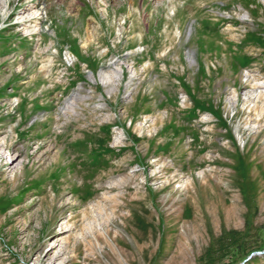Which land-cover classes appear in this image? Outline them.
Segmentation results:
<instances>
[{
  "label": "rangeland",
  "instance_id": "rangeland-1",
  "mask_svg": "<svg viewBox=\"0 0 264 264\" xmlns=\"http://www.w3.org/2000/svg\"><path fill=\"white\" fill-rule=\"evenodd\" d=\"M6 10L0 264H264V0Z\"/></svg>",
  "mask_w": 264,
  "mask_h": 264
},
{
  "label": "bare ground",
  "instance_id": "bare-ground-1",
  "mask_svg": "<svg viewBox=\"0 0 264 264\" xmlns=\"http://www.w3.org/2000/svg\"><path fill=\"white\" fill-rule=\"evenodd\" d=\"M9 1H11V0H0V7H1L2 11H4V13L7 11L6 7H7V4H8ZM20 19L24 20V19H26V17L23 16ZM25 27L26 28H23L24 31H25L24 33L26 35H28L29 37H33L34 34H35V29L33 28V26L32 25H28V26H25ZM114 76H115L114 77L115 80L119 81V79L121 78V70L120 69L115 70L114 71ZM99 78H100V80H101V82H102L104 87H108L110 85V83H111L110 81L113 80V77H110L109 75H107L105 73H100ZM249 85H251V89H252L251 95H253L255 92H257L256 93V98H257V100H259V102H262L263 101V96H264V80H261V81L249 80L248 86ZM76 100H80V98L79 97H74L73 101L76 102ZM74 110H75L74 107L70 105V107H68L66 109V112L73 113ZM249 112L250 113L252 112L254 114L256 113V115H258V117H259V116L264 115V107L260 108V107L257 106V104H254L253 107L250 108ZM13 180H15V178ZM96 207L98 209H102V207H101V205L99 203L96 204ZM65 227H68V223H66ZM48 255L49 254H47V256Z\"/></svg>",
  "mask_w": 264,
  "mask_h": 264
}]
</instances>
